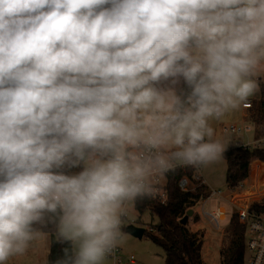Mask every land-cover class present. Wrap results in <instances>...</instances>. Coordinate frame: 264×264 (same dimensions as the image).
Here are the masks:
<instances>
[{
    "label": "clouds",
    "instance_id": "obj_1",
    "mask_svg": "<svg viewBox=\"0 0 264 264\" xmlns=\"http://www.w3.org/2000/svg\"><path fill=\"white\" fill-rule=\"evenodd\" d=\"M264 72V0H0V264L53 226L105 264L127 205L218 159Z\"/></svg>",
    "mask_w": 264,
    "mask_h": 264
},
{
    "label": "trees",
    "instance_id": "obj_2",
    "mask_svg": "<svg viewBox=\"0 0 264 264\" xmlns=\"http://www.w3.org/2000/svg\"><path fill=\"white\" fill-rule=\"evenodd\" d=\"M261 93L262 99L259 100L257 115L254 119L257 123L258 136H264V86H261ZM255 105H257L256 101ZM222 153L227 163L226 182L229 185V191L244 187L252 161L264 162V148L233 147ZM258 166L264 167V164L255 162L253 170L257 171ZM182 173V170H176L169 177L166 203L144 197L136 200V206L141 212L150 211L158 218L153 231H146L145 235L162 247L165 252V264H206L202 256L205 231L202 228L197 230L190 228L191 221L197 223L200 215L194 213L185 224L182 223V219L189 209H196L202 195L205 197L209 195V189L206 185H201L193 192L181 191L178 181ZM251 210L264 211V198L253 203ZM45 231L51 235L46 264H53L62 254L61 249L70 245L58 242L53 226ZM228 234L230 243L227 250H221L223 259L220 264H245L247 228L239 222L235 214L230 219Z\"/></svg>",
    "mask_w": 264,
    "mask_h": 264
},
{
    "label": "rangeland",
    "instance_id": "obj_3",
    "mask_svg": "<svg viewBox=\"0 0 264 264\" xmlns=\"http://www.w3.org/2000/svg\"><path fill=\"white\" fill-rule=\"evenodd\" d=\"M256 80L259 87L248 98L257 101V106H255V108L258 110L259 100L262 99L261 86H264V72L258 74ZM253 113L254 110H245L241 106L238 110L226 115L222 120L211 121L215 132L213 138L219 139L223 144V147H225L223 141L224 134L221 132V128L224 125L235 124L244 126L249 124L252 127V130L247 134L243 133L242 137L246 141H254L257 138L255 136V124L251 119H249V115H252ZM226 168L225 158L223 153H221L217 160L203 166V172L205 176H211L210 179L213 181L214 189H220L224 194H230L231 191H229V185L226 182ZM245 188L246 186L243 187V189ZM248 193L252 194L254 197L264 195V185L258 190V192L250 191ZM235 195L236 193L233 196ZM219 206L226 209V218L221 221L222 230L215 229L203 215L204 211H214ZM235 209L236 206L231 205L223 197L215 195L210 197L207 201H205V203L197 206L194 210V213H198L200 215V220L197 223L191 221L190 228L193 230L202 228L205 231L202 256L206 264H220V261L223 259L221 250H227L229 246L230 237L228 234V227L231 215ZM128 218L132 221L134 226L142 227L147 231H149L150 228L158 222V218L153 216L150 211L141 212L133 203L129 204ZM122 234L124 236V242L120 245V247L123 249V253L125 255H135L139 261H142L145 264H165L164 250L158 244L154 243L148 236L144 235L142 238H137L127 231H123ZM37 251L38 249H36L32 244L24 256L13 257L8 261L14 260L17 264H46L47 252L42 250ZM248 256L249 253H246L245 264H249L247 262ZM105 264L114 263L111 259H107Z\"/></svg>",
    "mask_w": 264,
    "mask_h": 264
},
{
    "label": "built area",
    "instance_id": "obj_4",
    "mask_svg": "<svg viewBox=\"0 0 264 264\" xmlns=\"http://www.w3.org/2000/svg\"><path fill=\"white\" fill-rule=\"evenodd\" d=\"M255 105L253 99L248 98L247 102L242 104V108L245 110L252 109ZM252 127L247 124L244 126L239 125H224L221 128V132L224 134V150L233 147H242L245 149L264 148V137H257L254 141H246L243 139V133H249ZM222 151V152H223ZM176 170H182V176L179 178L178 187L183 192H193L201 185H207L203 166H177L174 170L167 172L163 176H158L153 181L154 194L148 196L161 203H166L168 200V181L169 177ZM244 189L241 188L236 191H231L230 194H224L220 189H209V195L207 197L201 196L199 205L205 203L212 196L223 197L231 205L236 206V209L232 215H236L239 222L244 224L247 228V237L245 251L249 253L247 262L249 264H264V211L251 210V205L255 202H259L262 195L254 197L252 194H244ZM255 192H258L256 190ZM236 193L235 196H233ZM261 198V199H260ZM264 198V197H263ZM136 206V201L131 202ZM129 203V204H131ZM129 204L127 205L126 212L122 216L121 232L126 231V228L132 226V221L128 218ZM198 205V206H199ZM137 207V206H136ZM203 215L217 230H222L221 221L226 218V209L224 207H217L214 211H204ZM231 215V217H232ZM152 226L149 231H153ZM147 230H145L146 233ZM114 264H145L139 261L135 255H125L123 249L118 246L112 255L108 257Z\"/></svg>",
    "mask_w": 264,
    "mask_h": 264
},
{
    "label": "crops",
    "instance_id": "obj_5",
    "mask_svg": "<svg viewBox=\"0 0 264 264\" xmlns=\"http://www.w3.org/2000/svg\"><path fill=\"white\" fill-rule=\"evenodd\" d=\"M255 101L256 100H254V102ZM255 106H257V105H254V107L252 109H249V110H254V113L252 115L251 114L249 115V119H251L255 124V136L261 137V136H258V134H257V132H258L257 123L254 120L256 118V115H257V110H256ZM225 162H226V160H225ZM255 162H261V161L260 160H254V161H252V163L250 165V173H249V176H248V178L244 184V186H246V188L243 191V193L246 195L249 194L248 192H250V191L255 192L256 190L261 189L262 186L264 185V172H263L264 167L258 166L259 169L257 171L253 170V166H254ZM261 163L264 164V162H261ZM226 167H227V163H226ZM226 170H227V168H226ZM210 177H211L210 175L205 176V179H206V182L208 185V189H212V188L214 189L213 181L210 179ZM263 197H264V195H262L261 198H263ZM50 244H51V235L49 233H47L43 239L36 241V242H33V245L35 246L36 249H38V251L42 250V251H46L47 253L49 251ZM246 253L247 252L245 251V254ZM7 264H17V262H15L14 260H10V261H7Z\"/></svg>",
    "mask_w": 264,
    "mask_h": 264
},
{
    "label": "water",
    "instance_id": "obj_6",
    "mask_svg": "<svg viewBox=\"0 0 264 264\" xmlns=\"http://www.w3.org/2000/svg\"><path fill=\"white\" fill-rule=\"evenodd\" d=\"M263 103H264V101H263ZM193 214H194V209L193 208L189 209L187 211L186 215L183 217L182 223L183 224L187 223L189 217L193 216ZM126 231L128 233H130L131 235L137 237V238H142L145 235V229L144 228L136 227L134 225L127 227Z\"/></svg>",
    "mask_w": 264,
    "mask_h": 264
}]
</instances>
